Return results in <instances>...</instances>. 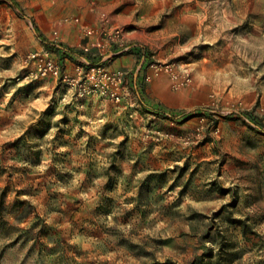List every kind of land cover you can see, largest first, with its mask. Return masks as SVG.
<instances>
[{
	"label": "rangeland",
	"instance_id": "374dc122",
	"mask_svg": "<svg viewBox=\"0 0 264 264\" xmlns=\"http://www.w3.org/2000/svg\"><path fill=\"white\" fill-rule=\"evenodd\" d=\"M244 112L264 0H0V264H264Z\"/></svg>",
	"mask_w": 264,
	"mask_h": 264
},
{
	"label": "trees",
	"instance_id": "16d2710c",
	"mask_svg": "<svg viewBox=\"0 0 264 264\" xmlns=\"http://www.w3.org/2000/svg\"><path fill=\"white\" fill-rule=\"evenodd\" d=\"M13 4H15L17 6V4L14 2ZM42 39L45 41L46 43V46L49 50L51 51H55V52H58V53H61V59L64 60L65 57L69 56V57H72L73 59H75L76 57L78 56H83V51H79L75 48H72V47H68V46H65V45H57L56 43H53L51 41H48L47 38H45L42 33L39 34ZM87 58L88 60H90L92 63L94 62L93 61V56L88 54L87 55ZM155 111H164V109L162 108H154ZM198 114H203V112L199 111V110H194L192 112H181L180 115L183 116L184 118H190L192 116H195V115H198ZM246 115L248 117V119L250 121H252L253 123L257 124V125H260V128L262 130H264V124H262L259 119H257V117L251 115L250 113L248 112H244L242 113V115H227L228 118H241V117H244V115ZM236 222H238L239 224L243 225L244 226V230L247 231V225H245L243 223V221L241 219H237ZM158 264H180L178 262H175L174 260L168 258L167 260L165 261H162V262H158Z\"/></svg>",
	"mask_w": 264,
	"mask_h": 264
},
{
	"label": "crops",
	"instance_id": "0c3cea01",
	"mask_svg": "<svg viewBox=\"0 0 264 264\" xmlns=\"http://www.w3.org/2000/svg\"><path fill=\"white\" fill-rule=\"evenodd\" d=\"M35 28L37 29L38 33L40 34L41 32L39 31V28H38L37 23H35ZM42 35H43L45 38H47L43 33H42ZM40 37H41V36H40ZM41 38H42V37H41Z\"/></svg>",
	"mask_w": 264,
	"mask_h": 264
},
{
	"label": "built area",
	"instance_id": "2783aa9c",
	"mask_svg": "<svg viewBox=\"0 0 264 264\" xmlns=\"http://www.w3.org/2000/svg\"><path fill=\"white\" fill-rule=\"evenodd\" d=\"M88 33H91L92 32V30L91 29H88V30H86ZM116 32L117 33H120V29H116Z\"/></svg>",
	"mask_w": 264,
	"mask_h": 264
}]
</instances>
